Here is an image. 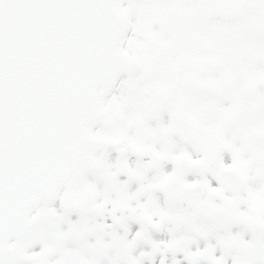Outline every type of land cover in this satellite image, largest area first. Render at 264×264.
Returning a JSON list of instances; mask_svg holds the SVG:
<instances>
[{"label": "snow or ice", "instance_id": "snow-or-ice-1", "mask_svg": "<svg viewBox=\"0 0 264 264\" xmlns=\"http://www.w3.org/2000/svg\"><path fill=\"white\" fill-rule=\"evenodd\" d=\"M0 264H264V0H0Z\"/></svg>", "mask_w": 264, "mask_h": 264}]
</instances>
